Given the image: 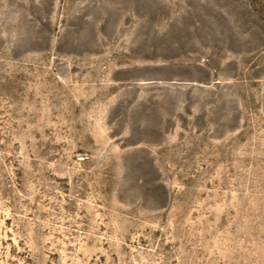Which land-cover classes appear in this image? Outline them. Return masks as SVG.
<instances>
[{
	"label": "rangeland",
	"instance_id": "374dc122",
	"mask_svg": "<svg viewBox=\"0 0 264 264\" xmlns=\"http://www.w3.org/2000/svg\"><path fill=\"white\" fill-rule=\"evenodd\" d=\"M0 264H264V0H0Z\"/></svg>",
	"mask_w": 264,
	"mask_h": 264
}]
</instances>
